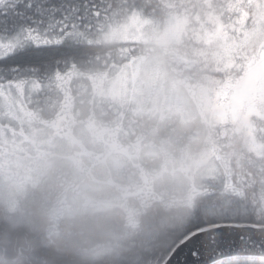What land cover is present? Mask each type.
Returning <instances> with one entry per match:
<instances>
[{
	"label": "snow or ice",
	"instance_id": "6c2138e0",
	"mask_svg": "<svg viewBox=\"0 0 264 264\" xmlns=\"http://www.w3.org/2000/svg\"><path fill=\"white\" fill-rule=\"evenodd\" d=\"M264 264V0H0V264Z\"/></svg>",
	"mask_w": 264,
	"mask_h": 264
},
{
	"label": "water",
	"instance_id": "95a60500",
	"mask_svg": "<svg viewBox=\"0 0 264 264\" xmlns=\"http://www.w3.org/2000/svg\"><path fill=\"white\" fill-rule=\"evenodd\" d=\"M194 259L188 248H184L175 258L173 264H191Z\"/></svg>",
	"mask_w": 264,
	"mask_h": 264
}]
</instances>
